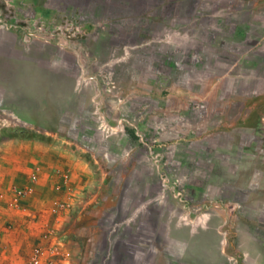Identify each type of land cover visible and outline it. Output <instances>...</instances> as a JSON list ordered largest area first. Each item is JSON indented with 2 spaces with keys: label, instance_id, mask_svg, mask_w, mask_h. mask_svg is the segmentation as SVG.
<instances>
[{
  "label": "crops",
  "instance_id": "0c3cea01",
  "mask_svg": "<svg viewBox=\"0 0 264 264\" xmlns=\"http://www.w3.org/2000/svg\"><path fill=\"white\" fill-rule=\"evenodd\" d=\"M73 13L83 27L73 43L35 38L33 25L53 31ZM1 21L12 26L0 25V264H28L35 245L55 244L72 258L52 264H88L104 233L96 216L109 217L127 186L112 172L139 171L140 162L124 163L141 145V200L180 183L175 164L194 178L189 196L175 198L185 199L182 226L211 231L207 264H264V0H0ZM142 59L149 66L134 63ZM127 98L139 100L130 111ZM75 120L104 135L112 163L88 132L71 135ZM125 129L149 140L129 145ZM129 237L118 235L114 251L108 243L101 264L147 263L125 255ZM166 260L200 261L183 251Z\"/></svg>",
  "mask_w": 264,
  "mask_h": 264
},
{
  "label": "rangeland",
  "instance_id": "374dc122",
  "mask_svg": "<svg viewBox=\"0 0 264 264\" xmlns=\"http://www.w3.org/2000/svg\"><path fill=\"white\" fill-rule=\"evenodd\" d=\"M152 57L154 62H157L160 59L158 55ZM134 63L139 64L141 68L149 66V62H145L144 59L138 61L136 60ZM142 76L147 77L149 74L148 72H143ZM139 77H141V73H139ZM118 81L113 76L110 84L115 82V87L108 84V88L112 90V93H110L112 96H115V92H117L118 95L121 93V90L118 89L120 88ZM117 85L118 87H116ZM122 95L125 96L124 91L122 92ZM127 96L128 98L130 97L129 95ZM128 98L127 104L130 111V109L133 108V106L137 104L139 100L137 101L134 99L131 101ZM112 105L113 102H110V100L107 99L103 106L109 115L114 116L115 112L114 109H112ZM89 129L90 128L87 126L85 121L75 120L72 121V128L69 130V132L72 133L71 135H74L79 139H82L83 136L86 135L81 133V131L85 133L88 132L90 139L95 144L94 146L99 147L102 159H104L107 163H112L114 157L109 151L108 144L102 140L104 135L99 131L90 133ZM74 132L76 134H73ZM137 132L139 134L138 138L136 135ZM123 133L128 135L130 139L129 145L131 140L134 139L136 144L140 145L149 140L147 136L141 134L137 130H134L131 134L129 130L125 129ZM149 136H151V134H149ZM141 146L136 149V152L133 155L134 158L127 159V161L124 163L132 165L135 162H140L141 169L139 171H133L132 169L125 170L123 167H118L112 172V181L114 179H118L119 181L122 180L125 183L123 185L127 184V186H124L123 188V198L118 201L117 207H114V202L112 203L113 212L109 217H106L105 215L96 216V225L102 228L104 233L93 240L90 250L91 252L88 255V264H99L100 256L107 252L106 248L108 247V243H112V247L110 248L109 246L110 251H114L115 249L117 250V248H119L122 244L117 240V238L118 235H121L122 233L124 235L129 234L130 236L126 241L127 246L125 255L127 257L132 256L135 259L140 258L142 255L150 257L147 263L140 262V264H168L166 257L178 256L181 251L185 252L187 256L192 258L194 257V259L198 257L200 261H198L196 264H207L208 259L212 255V251L215 249L213 247L206 246V244L211 243V231H193V227L182 226L183 221H181L179 218L180 213L183 212L177 208L180 206L179 204L182 205L185 202V199L180 200L175 198L176 196L178 197V191L184 192L186 197L189 196L196 185L194 178L191 179L187 177L186 179H183V177H185L184 171L175 164L173 166V171L175 172V175L182 179L180 183L177 184L170 182V185L165 187L166 193L164 198L160 197L153 201L151 200L150 203L149 200L148 203L146 200H141V196L146 193V187L141 182V180L149 173L148 161L145 156V148ZM200 175L201 174L198 176ZM131 185H133V188H129ZM112 191H114V189ZM159 192V183L155 182L151 189V195L157 196ZM182 192H180L181 195L183 194ZM133 197L134 199H132ZM188 205H186V209H188ZM131 209H135V215L131 220L126 222L125 213ZM189 212L190 209L186 210V216L182 215V218L186 219L185 221H187V224L189 221H191V219H193L192 214H189ZM212 224V222L208 223L210 228ZM154 225H156V228L155 231L152 232L151 228ZM179 225H181V229L178 228ZM117 227L119 228L118 231ZM132 227L135 231H133V233L131 232V234L129 231L132 229ZM53 233L55 236V232ZM109 236H111V240H108ZM178 240H181V242L184 243V246H180ZM139 243H142L144 248L135 246ZM146 243H149V246H146ZM38 246L40 245H35L31 249L30 254L32 250ZM146 247L148 248L146 249ZM110 251L109 255L112 256V258H115L116 255Z\"/></svg>",
  "mask_w": 264,
  "mask_h": 264
},
{
  "label": "built area",
  "instance_id": "2783aa9c",
  "mask_svg": "<svg viewBox=\"0 0 264 264\" xmlns=\"http://www.w3.org/2000/svg\"><path fill=\"white\" fill-rule=\"evenodd\" d=\"M0 25L6 29H9L12 25L1 21ZM38 33L35 35L36 39L45 40V41H55L56 45H63L75 41L77 38L83 36L81 33L83 27L79 22V17L75 13L70 16H65L58 27L54 28L53 31H39L41 30L40 26H35ZM40 27V28H39ZM45 33H49L47 36ZM137 138L139 137L138 132L136 133ZM54 230H49L45 233V239L51 240L54 237ZM61 258L64 260H69L72 258L70 251H61L60 248L55 244L49 247L38 246L34 248L29 256L28 264H52L55 258Z\"/></svg>",
  "mask_w": 264,
  "mask_h": 264
}]
</instances>
